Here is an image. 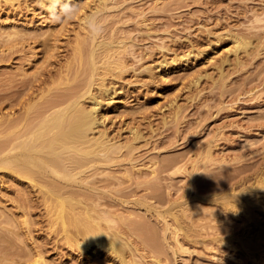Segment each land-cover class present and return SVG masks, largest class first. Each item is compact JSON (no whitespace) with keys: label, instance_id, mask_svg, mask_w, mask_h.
I'll return each mask as SVG.
<instances>
[{"label":"rangeland","instance_id":"1","mask_svg":"<svg viewBox=\"0 0 264 264\" xmlns=\"http://www.w3.org/2000/svg\"><path fill=\"white\" fill-rule=\"evenodd\" d=\"M41 1L0 0V94L10 84L36 82L57 70L71 59L77 37L125 38L131 48L127 69L108 75L97 129L113 140L133 142L143 170H150L152 161L164 168L167 163L162 179L160 174L158 180L146 173L142 177L161 182L163 201L179 199L172 204L168 199L161 208L184 211L167 218L180 223L188 251L175 254V240L168 238V244L170 235H163L161 264H264V20L258 18L264 19V0H109L106 8L100 0H60L54 9L49 0ZM92 14L99 19L95 32ZM234 33L253 35L252 44L238 50L239 62ZM0 107L10 110L5 103ZM135 131L141 134L138 139H133ZM209 148L212 159L205 166L202 153ZM178 167L182 170L176 171ZM5 172L0 169V201L11 207L16 204L11 199L25 189ZM176 201L186 202L189 209ZM143 211L136 213L137 220L150 218ZM27 214L20 212L19 222L11 225L5 222L15 230L0 226L5 230L0 254H9L8 247L25 253L33 246L52 264H91L105 258L103 248L88 255L71 247L61 224L52 223L41 202L35 200ZM222 223L230 229L216 228ZM6 230L16 237L9 238ZM193 235L201 240L191 242L197 240ZM19 256L5 264L19 263ZM29 256L21 255V263L32 264Z\"/></svg>","mask_w":264,"mask_h":264},{"label":"bare ground","instance_id":"2","mask_svg":"<svg viewBox=\"0 0 264 264\" xmlns=\"http://www.w3.org/2000/svg\"><path fill=\"white\" fill-rule=\"evenodd\" d=\"M59 1L49 0V7L56 8ZM99 4L106 8L109 6V0H100ZM91 17L92 31L95 32L99 19L97 20V14H92ZM258 18L261 21L264 20L261 16ZM262 27L264 28V24ZM260 34L259 37H262ZM252 36L241 37L238 33L232 35L238 62L240 61L238 50L250 46ZM127 43L125 38L115 39L113 35L107 40H97L96 36L77 37L71 59H67L57 70L48 72L45 77L38 78L36 82L22 81L18 85L10 84L11 86L4 94H0L3 100L0 105L5 103L10 107V110L6 112H3L0 107V112H3L0 113V169H5V175L14 179L25 189L18 194V198L11 199L12 202H16L11 207L1 204L0 201V226L4 227L5 222L8 221H11V223L8 222L11 225L12 221L18 220L16 209L19 210L17 217L20 212L25 216L28 215L27 212L35 200L41 202L50 220L52 218V223L61 224L64 239L71 247H77L88 255L90 252L95 253L96 248H103L105 258L91 264H161L163 259L159 251H162L161 246L164 244L162 241L166 234L170 237H165V241L172 237L176 242V245L171 246L175 254H178L180 250L188 251V246L185 247L180 238L182 234L180 223L177 220L172 221L176 210L173 211L172 206L167 208L172 210L169 214L164 206L165 210L161 208L170 198L163 201L161 194L165 193L163 190V192L158 191L161 190V182L142 177V174L146 173L150 177H157L158 180L160 173L167 167V163L163 162L164 168L163 165L158 166L156 161H152V164L147 165L150 170L146 168L143 170L139 167L140 163L138 164L141 162L140 156H135L133 142L122 143L113 140L106 131L97 129L101 122L98 116L103 104L101 93L109 89L106 83L108 75L111 73L112 76H117L127 69L125 57L128 52H131ZM254 49L255 47L253 51ZM95 88L98 91H95ZM139 137L141 134L135 131L133 139ZM124 147L127 149L126 152L123 151ZM204 150L202 154L205 156L202 157L205 158V163L208 158L212 159V153L210 148ZM166 158L163 161L174 159ZM143 164L141 165L144 166ZM205 166H207L206 163ZM175 170L182 169L178 167ZM162 178L161 175L160 179ZM158 192L162 193L158 194ZM175 200L179 201V199ZM175 200H171L170 203ZM156 201L161 206L155 203ZM175 203L174 207L181 202H177V205ZM183 203L186 205V202L183 201ZM187 205L185 207L188 208ZM182 209L184 210V207ZM142 210L149 211L148 216L151 219L142 220L141 217L137 220L136 216L140 214L136 215V213ZM185 210V216L189 215L187 209ZM182 213L184 214V211ZM169 215L173 217L168 219ZM27 219L23 220L26 228H28ZM157 224H161V227L159 228ZM222 224L219 226L216 224V228L225 231L230 229L229 223ZM50 225L53 226L51 223ZM6 226L8 228V225ZM11 228H14V225ZM54 228L55 226L51 229L55 230ZM4 229L3 232H5ZM14 230L10 232L15 233ZM19 231V235H22ZM8 234H10L9 231ZM195 234L197 235L198 232L196 231ZM10 235H8L9 238H11ZM196 235L192 238L197 239ZM8 236L5 237L6 240ZM183 238L186 241L185 237ZM189 238L188 240L191 239ZM199 239L191 242H199L204 238ZM1 240L3 239L0 238ZM7 241L10 242V240ZM8 248L9 254L6 251L4 253L7 254L3 251H1L3 254H0L2 262L5 261L4 264L8 260H15L16 255H20L19 261H22L25 255H33L32 258L29 256L31 258L29 262L32 264H52L44 259L39 249L38 251L33 246L25 253L21 248L19 250L23 252L19 250L16 252L14 247L12 249L15 252H13ZM148 257L152 260L151 262L148 261ZM21 261L14 262L20 264Z\"/></svg>","mask_w":264,"mask_h":264}]
</instances>
